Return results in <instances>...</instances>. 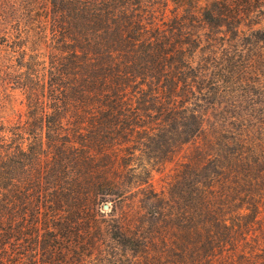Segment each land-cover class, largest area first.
<instances>
[{
    "label": "trees",
    "instance_id": "obj_1",
    "mask_svg": "<svg viewBox=\"0 0 264 264\" xmlns=\"http://www.w3.org/2000/svg\"><path fill=\"white\" fill-rule=\"evenodd\" d=\"M247 34L264 0H0V264H264V111L208 113Z\"/></svg>",
    "mask_w": 264,
    "mask_h": 264
},
{
    "label": "rangeland",
    "instance_id": "obj_2",
    "mask_svg": "<svg viewBox=\"0 0 264 264\" xmlns=\"http://www.w3.org/2000/svg\"><path fill=\"white\" fill-rule=\"evenodd\" d=\"M250 34H247L243 47L242 62L247 65L250 72L249 80L243 86L238 88L232 95L219 94L216 106L209 108L208 113L213 114L217 111H243L255 112L264 111V41L256 43L248 42ZM248 61V62H247ZM188 148L192 147V142L187 144ZM170 163L169 166H172ZM168 166V167H169ZM109 210L110 207H105Z\"/></svg>",
    "mask_w": 264,
    "mask_h": 264
},
{
    "label": "water",
    "instance_id": "obj_3",
    "mask_svg": "<svg viewBox=\"0 0 264 264\" xmlns=\"http://www.w3.org/2000/svg\"><path fill=\"white\" fill-rule=\"evenodd\" d=\"M104 207H110V203L109 202L105 203Z\"/></svg>",
    "mask_w": 264,
    "mask_h": 264
}]
</instances>
